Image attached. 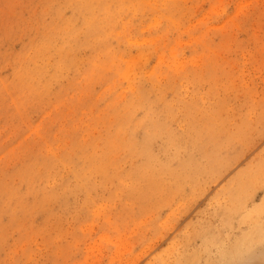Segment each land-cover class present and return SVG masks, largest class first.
I'll return each instance as SVG.
<instances>
[{"label": "rangeland", "instance_id": "1", "mask_svg": "<svg viewBox=\"0 0 264 264\" xmlns=\"http://www.w3.org/2000/svg\"><path fill=\"white\" fill-rule=\"evenodd\" d=\"M0 264H264V0H0Z\"/></svg>", "mask_w": 264, "mask_h": 264}, {"label": "bare ground", "instance_id": "2", "mask_svg": "<svg viewBox=\"0 0 264 264\" xmlns=\"http://www.w3.org/2000/svg\"><path fill=\"white\" fill-rule=\"evenodd\" d=\"M91 2H92V1H91ZM89 4H90V3H89ZM90 6H91V5H90ZM83 7H84V6H83ZM87 8H88V5H87ZM82 9H83V8H82ZM85 9H86V8H85ZM92 9H93V8H92ZM90 18H91V17H90ZM87 19H88V18H87ZM95 20H96V19H95ZM95 27H96V26H95ZM101 33H102V32H101ZM102 35H103V34H102ZM108 59H109V58H108ZM193 108H194V107H193ZM205 109H206V108H205ZM212 109H213V107H212ZM215 109H216V108H215ZM220 109H221V108H220ZM196 110H197V109H196ZM221 110H222V109H221ZM194 111H195V110H194ZM216 111H217V110H216ZM212 112H213V110H212ZM187 113H188V112H187ZM203 113H204V112H203ZM205 114H206V113H205ZM207 114H208V113H207ZM207 114H206V115H207ZM193 115H194V114H193ZM201 115H202V112H201ZM215 115H216V114H215ZM194 116H195V115H194ZM204 116H205V115H204ZM204 116H203V117H204ZM219 117H221V116H219ZM195 118H196V117H195ZM195 118H193V119H195ZM200 118H201V117H200ZM215 118H216V117H215ZM196 119H197V118H196ZM204 119H205V118H204ZM187 121H188V120H187ZM193 121H194V120H193ZM196 121H197V120H196ZM221 121H223V120H220V122H221ZM158 122H159V121H158ZM186 123H187V122H186ZM195 123H196V122H195ZM199 123H200V122H199ZM204 123H205V122H204ZM162 124H163V123H162ZM189 124H190V123H189ZM207 124H208V123H207ZM216 124H217V123H216ZM149 125H150V124H149ZM191 125H193V124H191ZM194 125H195V124H194ZM203 125H204V124H203ZM203 125H201V126H203ZM223 125H224V124H223ZM147 126H148V125H147ZM197 126H198V123H197ZM199 126H200V125H199ZM199 126H198V127H199ZM215 126H216V125H215ZM219 126H221V125H219ZM161 127H162V126H161ZM191 127H192V126H191ZM195 127H196V126H195ZM211 127H212V125H211ZM151 128H153V127H152V124H151ZM164 128H165V127H164ZM205 128H206V127H205ZM208 128H210V127H208ZM208 128H207V129H208ZM215 128H216V127H215ZM220 128H221V127H220ZM192 129H193V128H192ZM194 129H195V128H194ZM203 129H204V128H203ZM207 129H206V130H207ZM151 130H152V129H151ZM151 130H150V131H151ZM156 130H157V129H156ZM223 130H224V129H223ZM152 131H155V130H152ZM157 131H158V130H157ZM163 131H164V129H163ZM195 131H196V130H195ZM210 131H211V130H210ZM220 131H221V130H220ZM220 131H219V133H220ZM196 132H197V131H196ZM204 132H205V131H204ZM206 132H207V131H206ZM224 132H225V131H224ZM152 133H153V132H152ZM162 133H163V132H162ZM164 133H165V132H164ZM208 133H209V132H208ZM212 133H213V132H212ZM221 133H222V132H221ZM147 134H148V133H147ZM157 134H159V132H158ZM199 134H200V133H199ZM216 134H217V133H216ZM151 135H152V134H151ZM192 135H193V134H192ZM201 135H203V134H201ZM217 135H218V134H217ZM205 136H207V135L205 134ZM205 136H204V137H205ZM144 137H145V136H144ZM149 137H150V136H149ZM153 137H154V136H153ZM175 137H176V136H175ZM209 137H211V136H209ZM219 137H220V136H219ZM145 138H146V137H145ZM145 138H144V139H145ZM151 139H152V138H151ZM230 139H231V138H230ZM113 140H114V139H113ZM145 140H146V139H145ZM205 140H206V139H205ZM207 140H208V137H207ZM209 140H210V139H209ZM115 141H116V140H115ZM115 141H114V142H115ZM120 141H121V140H120ZM149 141H150V140H149ZM200 141H202V140H200ZM203 142H204V141H203ZM109 143H110V142H109ZM120 143H121V142H120ZM125 143H126V142H125ZM187 143H188V142H187ZM206 143H207V142H206ZM209 143H210V142H209ZM122 144H123V143H122ZM122 144H121V145H122ZM130 144H131V143H130ZM174 144H175V143H174ZM192 144H193V143H192ZM197 144H198V143H197ZM123 145H124V144H123ZM175 145H176V144H175ZM188 145H189V144H188ZM119 146H120V145H119ZM127 146H128V145H127ZM222 146H223V145H222ZM108 147H110V146H108ZM113 147H114V146H113ZM121 147H122V146H121ZM121 147H120V149H121ZM145 147H146V146H145ZM197 147H198V146H197ZM199 147H200V146H199ZM204 147H205V146H204ZM212 147H213V146H212ZM76 148H77V147H76ZM80 148H82V147L80 146ZM80 148H79V149H80ZM93 148H94V147H93ZM129 148H131V147H129ZM132 148H133V146H132ZM132 148H131V149H132ZM195 148H196V147H195ZM200 148H201V147H200ZM74 149H75V148H74ZM82 149H83V148H82ZM110 149H112V148H110ZM140 149H141V148H140ZM201 149L203 150V148H201ZM114 150H116V149L114 148ZM195 150H196V149H195ZM211 150H213V149H211ZM80 151H81V149H80ZM108 151H111V150H108ZM106 152H107V151H106ZM193 152H194V151H193ZM200 152H201V151H200ZM202 152H203V151H202ZM118 153H119V152H118ZM145 153H148V148H146ZM191 153H192V152H191ZM191 153H190V154H191ZM206 153H207V152H206ZM208 153H209V152H208ZM215 153H216V152H215ZM81 154H82V153H81ZM135 154H136V152H135ZM203 154H204V153H203ZM203 154L201 155L202 158H203ZM209 154H210V153H209ZM132 155H133V154H132ZM93 156H94V155H93ZM109 156H110V155H109ZM109 156H108V157H109ZM148 156H150L151 158H153V156L150 155V154H148ZM194 156H195V155H194ZM189 157H190V155H189ZM212 157H213V155H212ZM104 158H105V157H104ZM185 159H186V158H185ZM188 159H189V158H188ZM194 159H195V158H194ZM194 159L192 160L193 162L195 161ZM151 160L153 161L154 158L151 159ZM196 160H197V159H196ZM226 160H227V159H226ZM105 161H106V160H105ZM186 161H187V160H186ZM201 161H202V160H201ZM229 161H230V160H229ZM229 161H228V162H229ZM102 162H103V161H102ZM68 163H69V161H68ZM184 163H185V162H184ZM184 163H183V165H184ZM186 164H187V162H186ZM188 164H189V163H188ZM94 165H95V164H94ZM194 165H195V163H194ZM198 165H199V164H198ZM160 166H161V165H160ZM185 166H186V165H185ZM220 166H221V165H220ZM224 166H226V165H224ZM97 167H98V166H97ZM141 167H142V165H141ZM143 167H144V166H143ZM145 167H148V166H145ZM153 167H154V166H153ZM161 167H162V166H161ZM183 167H184V166H183ZM196 167H197V165H196ZM95 168H96V167H95ZM95 168H93V169H95ZM178 168H179V166H178ZM178 168H177V169H178ZM191 168H192V166H191ZM197 168H198V167H197ZM224 168H225V167H224ZM90 169H91V168H90ZM152 169H153V168H152ZM168 169H169V168H168ZM177 169H176V170H177ZM186 169H187V167H186ZM189 169H190V168H189ZM198 169H199V168H198ZM220 169H221V168H220ZM106 170H107V169H106ZM148 170H149V169H148ZM171 170H172V169H171ZM193 170H194V169H193ZM200 170H201V169H200ZM259 170H260V169H259ZM262 170H263V169H262ZM88 171H89V169H88ZM162 171H163V169H162ZM173 171H174V170H173ZM177 171H178V170H177ZM190 171H191V170H190ZM212 171H213V170H212ZM255 171H256V170H255ZM160 172H161V171H160ZM163 172H165V170H164ZM169 172H170V171H167L166 173L168 174ZM178 172H179V171H178ZM221 172H222V171H221ZM262 172H263V171H262ZM154 173H155V172H154ZM186 173H187V171H186ZM186 173H185V174H186ZM200 173H201V172H200ZM253 173H254V171H253ZM256 173H257V172H256ZM142 174H143V173H142ZM148 174H149V173H148ZM174 174H175V173H174ZM176 174H177V173H176ZM185 174H184V176H185ZM187 174H188V173H187ZM197 174H198V173H197ZM153 175H154V174H153ZM160 175H161V174H160ZM188 175H189V174H188ZM191 175H192V174H191ZM191 175H190V176H191ZM193 175H195V174H193ZM201 175H203V174H201ZM205 175H206V174H205ZM252 175H253V174H252ZM133 176H134V175H133ZM177 176H179V175L177 174ZM190 176H189V177H190ZM249 176H250V175H249ZM255 176H256V175H255ZM257 176H258V174H257ZM144 177H145V176H144ZM180 177L183 178L182 175H181ZM244 177H245V176H244ZM247 177H248V176H247ZM145 178H146V177H145ZM176 178H177V177H176ZM191 178H192V177H191ZM195 178H196V177H195ZM157 179H158V178H157ZM165 179H166V178H165ZM187 179H188V178L186 177V180H187ZM151 180H152V179H151ZM162 180H163V179H162ZM180 180H181V179H180ZM194 180H195V179H194ZM152 181H153V180H152ZM188 181H190V179H188ZM245 181H246V180H245ZM191 182H193V180H192ZM195 182H196V180H195ZM198 182H200V181H198ZM246 182H247V181H246ZM148 183H149V182H148ZM165 183H166V182H165ZM182 183H183V182H182ZM150 184H151V183H150ZM167 184H168V183H167ZM237 184H238V183H237ZM159 185H160V184H159ZM165 185H166V184H165ZM168 186H169V185H168ZM168 186H167V187H168ZM239 186H240V185H239ZM80 187H81V186H80ZM151 188H152V187H151ZM233 189H235V188H233ZM227 190H228V189H227ZM236 190H237V188H236ZM230 191H231V190H230ZM239 191H240V190H239ZM161 192H162V191H161ZM236 192H237V191H236ZM230 193H231V192H230ZM237 193H238V192H237ZM155 194H156V193H155ZM160 194H161V193H160ZM235 194H236V193H235ZM162 195H163V194H162ZM232 196L234 197V195H232ZM158 197H159V196H158ZM229 197H230V196H229ZM234 198H235V197H234ZM231 199H232V198H231ZM231 199L228 200V201L230 202V201L234 200V199H232V200H231ZM157 200H158V199H157ZM232 203H233V202H232ZM232 203H231V204H232ZM226 206H227V205H226ZM232 206H233V205H232ZM258 210H259V208L257 209V211H258ZM262 210H263V208H262ZM262 210H261V211H262ZM258 213H259V212H258ZM261 213H262V212H261ZM258 228H259V227H258ZM262 231H263V230H262Z\"/></svg>", "mask_w": 264, "mask_h": 264}]
</instances>
